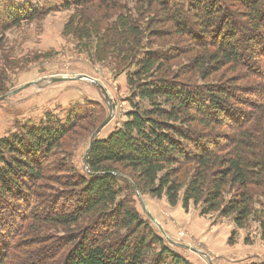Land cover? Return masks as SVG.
<instances>
[{
	"label": "trees",
	"instance_id": "obj_1",
	"mask_svg": "<svg viewBox=\"0 0 264 264\" xmlns=\"http://www.w3.org/2000/svg\"><path fill=\"white\" fill-rule=\"evenodd\" d=\"M63 1L64 9L82 6ZM12 6L0 17V45L7 30L50 12ZM137 6L134 21L115 0L94 6L102 12L91 20L104 49L123 54L126 63L135 60L136 71L128 75L132 111L121 129L92 142L87 178L61 157L63 144L82 121L94 132L105 120L101 109L83 117L72 112L64 124L21 126L0 138V264H147L163 239L129 206L145 192L165 196L170 206L181 198L185 210L200 204L202 216H230L240 228L257 199L264 203V95L245 115L230 104L231 89L264 80L245 59L256 48L264 55L258 41L264 0H137ZM91 31L83 26L77 33L89 39ZM168 37L176 38L168 50L136 59L145 40L153 48ZM46 200L51 215L41 213ZM12 209L21 213L7 227L3 215ZM170 253L162 247L154 264H164Z\"/></svg>",
	"mask_w": 264,
	"mask_h": 264
},
{
	"label": "rangeland",
	"instance_id": "obj_2",
	"mask_svg": "<svg viewBox=\"0 0 264 264\" xmlns=\"http://www.w3.org/2000/svg\"><path fill=\"white\" fill-rule=\"evenodd\" d=\"M73 1L80 2L82 6L71 5L64 9L63 0H0L1 18L5 9L12 5L29 4L35 8L50 9L47 15L32 22H23L3 34L0 45V138L17 133L21 126H45L48 120L64 124L72 112L83 117L100 113L101 109L103 119L110 117L95 135L96 140L106 139L127 121V115L132 111L128 75L136 71L135 60L132 64L126 63L122 59L123 54L118 55L113 48L104 49V42L99 41L100 35L95 34L91 20L102 13L94 12L98 0ZM115 1L126 7L121 12L122 16H131L132 21L137 19L134 13L138 7L137 0ZM186 21L193 27L192 20ZM83 26L92 30V38L77 33ZM260 34L258 41L263 46L264 32ZM175 42V37H168L150 48L145 40L136 59L146 53L166 51ZM250 53L252 55L245 58L247 64L251 62L264 73V55L259 54L258 48L250 50ZM171 66L172 71L177 69L178 60ZM246 83L240 85L242 89H231V108L243 115L252 110L249 107L258 103L259 96L264 95V80ZM82 123L83 127L77 135L72 137L70 134L64 141L65 152L61 157L77 174L87 178L86 157L91 137L98 126L90 133L92 130L86 127L88 120ZM62 176L68 175L61 174L60 178ZM185 177L187 179L184 176L183 181ZM125 194L123 190L117 200L123 199ZM179 199L176 206H170L165 196L156 198L147 192L131 198L129 206L163 239L162 244L153 246L147 264H154L162 247L185 264H264V203L261 199H257L259 203L255 204L252 217L241 228L230 216L221 217L217 213L202 216L200 204H190L185 210ZM63 203L59 202L57 207ZM44 204L41 213L51 215L52 204ZM111 209L112 206H109V211ZM13 211L3 215L7 227H13L19 219L21 210L17 212L19 214ZM105 216L108 217V214ZM97 220L98 229L103 228L101 219ZM171 255L166 256L164 264H175Z\"/></svg>",
	"mask_w": 264,
	"mask_h": 264
},
{
	"label": "water",
	"instance_id": "obj_3",
	"mask_svg": "<svg viewBox=\"0 0 264 264\" xmlns=\"http://www.w3.org/2000/svg\"><path fill=\"white\" fill-rule=\"evenodd\" d=\"M109 120H110V117H108L99 127H98V129L95 131V133L92 135V139H91V142H90V145L92 144V142L94 141V137H95V135L109 122Z\"/></svg>",
	"mask_w": 264,
	"mask_h": 264
}]
</instances>
